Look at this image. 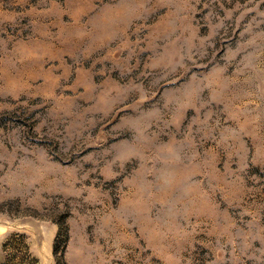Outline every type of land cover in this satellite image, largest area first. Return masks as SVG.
<instances>
[{
    "label": "rangeland",
    "instance_id": "374dc122",
    "mask_svg": "<svg viewBox=\"0 0 264 264\" xmlns=\"http://www.w3.org/2000/svg\"><path fill=\"white\" fill-rule=\"evenodd\" d=\"M0 264H264V0H0Z\"/></svg>",
    "mask_w": 264,
    "mask_h": 264
}]
</instances>
